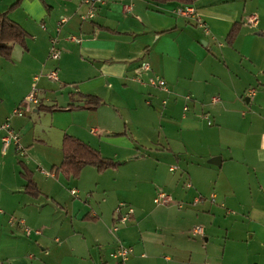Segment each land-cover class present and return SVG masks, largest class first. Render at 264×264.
Wrapping results in <instances>:
<instances>
[{
  "label": "crops",
  "instance_id": "0c3cea01",
  "mask_svg": "<svg viewBox=\"0 0 264 264\" xmlns=\"http://www.w3.org/2000/svg\"><path fill=\"white\" fill-rule=\"evenodd\" d=\"M188 6L193 14L177 3L112 0L82 20L87 7L81 0H0V14L27 33L23 44L0 55V124L8 122L25 149L22 156L12 142L4 149L0 130V264H119L111 257L118 243L132 248L124 264H264V0ZM253 14L257 25H245ZM51 37L57 38V60L48 57ZM143 62L149 70H140ZM50 71L56 80L45 76ZM155 75L166 81L169 95L146 88ZM52 85L63 91L54 102L47 90ZM33 87L38 103L31 109L44 112L43 122L26 110L11 115ZM119 91L133 93V106L146 95L149 114L152 98L161 96L157 109L169 120L166 146L156 150L171 153L169 165H177L168 167L170 203L147 206L142 198L121 196L124 186L115 178L104 181L107 170L121 165L120 149H135L124 123L141 125V117L128 120L110 108L117 107ZM86 95L101 104L66 109L85 105ZM51 106L64 108H45ZM64 134L118 165L102 172L85 166L76 178L57 173ZM20 163L31 172L37 196L26 191ZM197 197L202 202L194 203ZM123 199L134 213L112 233L115 205ZM20 220L41 232L26 236ZM198 225L202 233L193 235Z\"/></svg>",
  "mask_w": 264,
  "mask_h": 264
},
{
  "label": "rangeland",
  "instance_id": "374dc122",
  "mask_svg": "<svg viewBox=\"0 0 264 264\" xmlns=\"http://www.w3.org/2000/svg\"><path fill=\"white\" fill-rule=\"evenodd\" d=\"M179 42L181 44H185L188 42V39L185 36V38H180ZM206 49H209V47ZM148 87L149 85L146 88ZM57 89L58 88L55 85H52L51 88L47 89L49 90L48 93H52V95L48 94V96L53 100L52 102H54L55 100L54 96L56 97L58 95L63 94V91L60 93L59 91H57ZM141 93L144 95L146 91L143 89V91L141 90ZM158 97H157L158 100L152 98V103H153L152 106L154 107V109L152 106L148 105V108H150L152 112H154V113L150 112L149 114L148 112H146V110H144L145 109L144 101L147 99L146 95L145 98L142 97V102L140 103L141 107L140 105L133 106L132 105L134 98L133 93H130L129 91H125V92L119 91L120 100L118 99L116 100L118 104L117 107L112 108V106H110V108L113 109L114 111L118 110L117 112H119L121 115H124L128 120L141 117L140 118L141 125L140 127L133 128L132 123L130 125H126V123H124L126 126L125 128L127 130L126 131L127 137L132 138L135 149L132 152L122 151L120 149V155L119 157L116 158V160L119 161L121 165L118 166L117 170L109 169L105 172V174H103L104 181L112 184L115 183L116 181H120L123 184L124 186L123 191L119 193L121 196L123 197L130 196L135 199L142 198L147 203L146 205L147 206L149 205L151 207L157 206L156 203H154L153 199L156 197L158 190H163L166 194L170 195L169 180L171 174L168 172L169 170L168 167H174V168L177 167L176 164L169 165V163H174L171 160V153L169 154L168 152L163 150H161V152L156 150L157 148H161V146H166L165 140L162 138V135H165L164 131H167L166 126L169 120L165 115L162 116L160 115V110H158L159 109L158 101H160V99ZM123 102H128L129 105L126 106L124 104H119ZM22 109L23 111L26 110V112H28L29 115L34 117L35 120H37V122H43L44 120L43 115H45L43 111H40V113H35L32 111V109L30 111H28V109H26L25 107H23ZM135 154H141V155L139 156V158L135 159L134 158ZM157 160L164 161V164H160L159 168L156 170ZM113 178H115V182L112 181ZM151 191H153L152 194ZM113 196H114L113 193H111L110 196L108 194V197L107 196L103 197L101 203L104 206L109 205L111 203V198H113ZM123 200L124 201H121L118 204L116 203L115 207L120 203H124L126 205L132 204L126 199ZM187 237H189L190 239L195 238L191 235H187Z\"/></svg>",
  "mask_w": 264,
  "mask_h": 264
},
{
  "label": "built area",
  "instance_id": "2783aa9c",
  "mask_svg": "<svg viewBox=\"0 0 264 264\" xmlns=\"http://www.w3.org/2000/svg\"><path fill=\"white\" fill-rule=\"evenodd\" d=\"M106 1H112V0H81V3L87 7L86 12L83 13L82 15H80V18L82 20H91L93 19V17L95 16V11L98 7V5L105 3ZM125 11L129 12L130 8L129 7H125ZM185 14H193L194 10L192 8H190L189 6H184L183 10H182ZM64 22H66V18L61 19L60 22L58 23L59 25H62ZM200 23V21H198ZM258 22V18L257 15L253 14L250 15L248 17H246V19L244 20L245 25L250 26V27H255L257 25ZM60 30V27H58L56 29V31L58 32ZM205 32H207V29H205ZM67 39L72 40V41H79L78 38H76L73 35H67L66 36ZM56 43H57V38L56 37H51L50 39V48H49V54L48 57L52 60H57L59 58L60 55V51L59 49L56 47ZM140 70L141 71H147L149 70V64L146 62H143L140 66ZM49 80H56L57 76H56V72L55 71H50L45 75ZM38 77H34V79L36 80ZM137 80L142 81L141 79H139L137 77ZM148 85L152 86V87H156L158 89H160L161 91H163L166 95L170 94V90L168 88V85L166 83V81L155 75V76H151L148 79ZM253 91H249V95H252ZM186 100L190 99L189 95H186L184 97ZM216 99L213 98V101H215ZM167 99L166 98H162L161 102L164 105L166 103ZM38 103V99L36 97V89L35 87L32 88V91L23 99L22 103L15 107L12 112L11 115L13 116H22L23 115V107H25L26 109H31L32 106L36 105ZM187 110V106L184 105L183 106V111ZM3 129L5 130V134L1 137V142H2V146L5 149L6 146H8V144L10 142H12L15 146L16 152L22 156L25 155V149L24 147L21 145L20 143V138L17 132H15L9 125L8 122H5L3 124H0V130ZM92 132H95V129H92ZM170 170H172V168H170ZM43 173H45L43 170H41ZM46 175H49V173H45ZM73 194L75 193L74 190L71 191ZM210 201H214V195H210L209 197ZM203 198L201 197H197L194 200V203H200L202 202ZM154 203L156 204H167L170 203L172 200L170 198L169 195H167L163 190H158L156 197L153 199ZM1 212V211H0ZM115 215H116V219L112 225V227H110L109 231L114 233L117 231V224H125L126 222H128L131 219V216L134 213V209L131 206H127L125 204H119L115 207ZM22 225H23V230H24V234L26 236H29L31 233H36L39 234L41 232V230H32L29 227H27L23 220L19 221ZM191 233L194 234H201L202 233V228L200 226H194L191 229ZM132 252V248L129 246H125L122 243H118L116 249L111 253V257L115 258L118 260L119 264H124L125 260L127 259V257L129 256V254Z\"/></svg>",
  "mask_w": 264,
  "mask_h": 264
},
{
  "label": "trees",
  "instance_id": "16d2710c",
  "mask_svg": "<svg viewBox=\"0 0 264 264\" xmlns=\"http://www.w3.org/2000/svg\"><path fill=\"white\" fill-rule=\"evenodd\" d=\"M156 3H177L184 6L191 5L196 0H149ZM238 32V28L234 27L229 38L232 39ZM27 36L26 31L16 22L10 20L5 14H0V55L7 56L11 50V45L14 43L23 44ZM101 104V99L95 96L86 95V103L82 106H67L66 109L73 108H95ZM47 110L61 109L64 107L51 106L45 107ZM62 161L56 168V172L65 177L76 178L85 166H94L99 172L108 168H114L118 165L117 161L105 158L99 150L92 148L84 141L69 135L64 134L61 141ZM22 175L26 179V191L32 196H37L39 193L34 187L31 172L26 166L20 163Z\"/></svg>",
  "mask_w": 264,
  "mask_h": 264
},
{
  "label": "water",
  "instance_id": "95a60500",
  "mask_svg": "<svg viewBox=\"0 0 264 264\" xmlns=\"http://www.w3.org/2000/svg\"><path fill=\"white\" fill-rule=\"evenodd\" d=\"M209 162L212 163V164H215L214 159H211Z\"/></svg>",
  "mask_w": 264,
  "mask_h": 264
}]
</instances>
